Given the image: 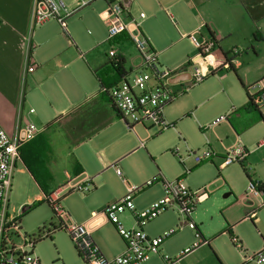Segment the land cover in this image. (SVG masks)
<instances>
[{
    "label": "rangeland",
    "instance_id": "obj_1",
    "mask_svg": "<svg viewBox=\"0 0 264 264\" xmlns=\"http://www.w3.org/2000/svg\"><path fill=\"white\" fill-rule=\"evenodd\" d=\"M64 1L63 14L71 12L66 20V22L68 21L67 29H69L71 27L69 21L72 18L80 17L82 12L85 9H90L91 6L83 8L89 0ZM229 6L230 13L244 19L246 12L242 6H234L233 3ZM95 7L93 6V8ZM102 9L104 8L90 12L89 17L84 19L83 26L87 35L85 36L86 42L89 43L91 39L97 37L101 39V46L94 53L99 55L98 57L102 60H106L109 57L111 44L107 40V24L99 14ZM249 9L252 11V8ZM50 20L51 22L55 21L59 27L61 26L56 18ZM173 39H176L175 43L171 42ZM166 43H169V46L163 50L160 49V53L153 48L159 53V61L164 68L176 69L198 54L195 43L190 39L182 38V33L172 32ZM232 48L234 49V47ZM235 49L239 51V55L233 59L240 61V65L236 67L238 71L250 68L253 64L252 69L256 64H264V51L259 57H254L252 51H250V55H246V48L235 47ZM82 50L84 53L87 52L86 47ZM125 52L129 65L134 69L130 79L135 82L137 72L143 63V56L132 43L128 44ZM231 55L234 56L233 53ZM249 101L248 92L241 86L235 71L223 68L216 74L210 75L184 90L165 106L164 115L171 123V126L166 129L153 126L151 121H147L146 124L130 121L127 124L123 118H119L104 135L107 140L113 143L109 150L114 151L122 144L131 143L135 137L138 144L149 145L152 153L139 149L122 160L113 161L112 166L103 172L104 184L102 186L96 182L97 189H94L91 183V189L88 192L81 190H74L70 194L63 192L62 195L66 193L68 195L62 199V205L73 220L81 223L86 212L90 209L101 211L108 204L122 199L128 191L122 178L116 173L117 166L137 190L134 203L139 210L146 209L162 198L167 199L165 184L168 182L180 179L192 190L207 187L209 196L196 205L190 214V219L205 234L211 235L215 232L219 234L217 242L228 248L227 251L236 253L238 257L236 262L256 264V262L245 263L244 252L233 245L230 236L226 233L228 225L232 224L235 233L244 240V244L251 253L264 249V240L262 239L264 236V206H262L264 196L261 197V200L255 198L258 203L255 214L257 210V214L263 219L262 223H257V226H254L250 218L246 216L245 207L240 202V198L247 191L251 181L242 165L248 168L253 181L264 182V147L258 148V142L264 137V121L260 119L259 109L264 114V107L251 105L252 110L248 111L246 104ZM232 111H234L233 122L240 132V140H237V135L227 120L222 121L214 128L210 126L218 118ZM64 122L65 119L61 121V124ZM35 123L39 127H43L47 122L41 123L35 120ZM134 124L136 127L130 128ZM59 130L57 127L53 129L54 132ZM238 142L246 149L245 161H235L225 168H221L220 165L227 153V148L237 146ZM60 143V138L54 140L55 145ZM207 151L212 153V157L197 162L196 157L203 156ZM149 181L154 183L148 186ZM37 189L30 173L22 160L19 159L14 169L13 186L9 194V217H20L19 223L22 231L37 238L33 251L43 263L83 264V259L70 234L62 228L53 207L46 200L36 208L25 211L24 205L32 204L37 200H32ZM229 192L231 194L226 196ZM118 217L127 230L139 228L132 212L125 211ZM188 219L181 212L178 203L175 202L162 214L147 221L143 227L145 232H149L152 229L159 230L165 224L173 222L172 228H176L178 231L166 239L161 246L164 247V254L175 258L172 256V251L168 249L169 246L177 245L190 237L197 238L194 244L199 242V237L195 236V229L186 225L189 222ZM180 223L183 225L179 226ZM172 228L170 227L169 230ZM49 232L53 235L50 236ZM92 237L97 245L103 249L109 248L111 252L124 244L113 223L102 226L93 233ZM155 256L159 258L158 254H153L141 264H151L155 260Z\"/></svg>",
    "mask_w": 264,
    "mask_h": 264
},
{
    "label": "crops",
    "instance_id": "obj_2",
    "mask_svg": "<svg viewBox=\"0 0 264 264\" xmlns=\"http://www.w3.org/2000/svg\"><path fill=\"white\" fill-rule=\"evenodd\" d=\"M59 1L65 2L64 0ZM112 1L114 0H89L83 8L89 5L91 8L85 9L80 17L72 18L69 21L71 27L67 31L60 26L61 30L59 25L51 20L30 31L33 0H0V126L12 135L16 131L19 120L21 123L27 120H34V122L37 120L41 123L47 122L46 124L57 120L46 129L43 126L42 132L34 140L22 146L20 150V159L38 187L32 200H43L47 194H51L64 185L70 178L74 181L88 179L94 189H97V184L99 186L104 184L103 172L112 166L113 161L122 160L139 149L152 153L149 145L138 144L135 137L131 143L120 144L121 146L116 147L114 151L109 150L113 143L104 135L119 118L108 96L96 98L98 99L96 104L101 111L99 120L107 122V125L86 141L70 145L66 133L59 126L61 121L66 120L67 116L81 104L100 96L101 85L96 74L98 69L106 65L102 73L104 72L107 76L114 75L112 67L108 65L111 60L109 54L106 60H102L94 53L101 46V39L97 37L91 39L89 43L86 42L85 36L87 35L83 26L84 19L96 9L104 8L99 11L103 17L105 9ZM231 3L244 8L245 20L230 13L228 9ZM123 5L125 22L133 27L131 21H137L142 34L149 39L152 48L158 52L169 46L166 42L172 32L182 33V38L189 39L186 34L199 31L200 37L216 40L217 45L211 58H216L219 63L231 59L237 73L236 76L246 90L250 84L264 78V64H256L252 69L253 64L250 68L238 71L236 67L240 65V61L233 59L239 54L233 57L231 55L232 47L246 48V55H250L252 51L254 57H259L264 51V0H123ZM93 6L96 7L93 8ZM249 8H252V11ZM140 12H145L146 16L141 18ZM29 34L31 35L32 61L36 68L24 74L26 38ZM108 41L111 44L110 50L115 49L124 57L125 68L130 71L128 75L130 79L134 69L129 65L125 49L129 43L133 44L131 38L124 33ZM175 41L176 39H173L171 42L175 43ZM83 46L87 48L86 53L82 50ZM193 58L198 60V54ZM203 68L205 69L206 65ZM184 80L174 83L173 89L177 92L184 90L188 86L187 82H183ZM22 91L24 95L21 100ZM30 109L34 111L30 112ZM251 110V108L248 109V111ZM259 111L260 115L264 116L261 109ZM233 113L234 111L227 114L229 115L227 121L235 131L237 140H240V132L232 119ZM134 126L135 124L130 128L133 129L136 127ZM55 127L60 130L54 132ZM56 138L61 139L60 144H54ZM250 175L252 180V174ZM124 185L126 187L125 183ZM42 186L48 190L47 193ZM68 194L63 195L62 199ZM230 194L231 192L226 196ZM262 196H264L263 191L248 199L245 192L240 198V202L245 207L246 216L250 218L254 226L262 223L263 220L262 216L257 214V210L255 217H250L258 204L255 198L261 200ZM262 206H264V201ZM97 212L100 223L92 228V236L96 230L111 223L106 219L102 210L95 211L94 209L86 212L81 223L89 221L95 223L93 216ZM143 226L139 228L144 230ZM172 226L173 222L167 223L159 230L152 229L146 233L150 237H157ZM229 226L232 227V235L240 240L248 253H251L244 244V240L235 233L233 225L229 224ZM195 232V236L199 237L200 245L190 254L172 264H239L236 262V258L238 259L236 253L227 251L228 248L217 242L219 234L215 232L207 235L198 226ZM227 234L232 241L231 234ZM196 239L190 237L177 245L169 246L168 249L172 251V256L176 257L182 250L193 245ZM262 239L264 240V236ZM251 243L248 244L254 246ZM98 246L110 261L124 252L126 248L125 242L113 252L109 248L103 249L100 245ZM160 250L159 258L155 256L151 264H166L163 258L164 247L161 246Z\"/></svg>",
    "mask_w": 264,
    "mask_h": 264
},
{
    "label": "built area",
    "instance_id": "obj_3",
    "mask_svg": "<svg viewBox=\"0 0 264 264\" xmlns=\"http://www.w3.org/2000/svg\"><path fill=\"white\" fill-rule=\"evenodd\" d=\"M64 7V4L59 0H33L30 31L52 18H56L62 28L67 30L66 19L71 15V12H67L64 15ZM124 11L123 0H114L105 9L103 17L108 27V40H113L119 35L127 33L142 54L143 63L141 69L137 72L135 82H132L129 77L123 78L120 82L107 89L109 96L112 104L121 113L127 124L130 121L142 124L151 121L153 126L166 129L171 126V123L167 121L164 115L165 106L194 84L204 80L218 70L229 68L230 61L226 59L219 63L216 58H211L217 45L216 40L200 37L198 35L199 31H193L186 34V37L197 46L199 59L195 60L192 58L178 69L164 68L159 61L158 53L152 48L149 39L140 31L137 21H131L133 27L125 22L123 19ZM145 16V12H140L141 18ZM26 42L24 74L32 72L36 68L31 56L30 34L27 36ZM232 53L237 55L239 51L232 49ZM109 56L115 61L121 55L117 50L111 49ZM204 65H206L205 69L203 68ZM181 73H188L190 77L183 81L187 82L188 86L184 90L177 92L173 89L174 83L171 80ZM247 92L253 105L257 107L264 106V78H260L250 84L247 87ZM23 95L22 91L21 100ZM33 111L34 109H30V112ZM224 120H227V115L221 116L210 126L215 127ZM42 130V127H39L32 120H27L24 123L19 120L16 131L12 135L0 126V264H45L33 251L37 238L24 233L17 217L10 218L8 214L9 194L13 186L14 169L20 159V150L22 146L34 140ZM263 147L264 137L258 142V148ZM245 150V147L240 142L237 143V146L227 149L220 167L225 168L235 161H245L247 156ZM211 157L212 153L207 151L203 156H197L196 161L202 162ZM116 172L123 178L128 193L122 199L108 204L102 212L106 219L116 226L126 244V248L124 252L115 256L111 261L102 253L92 237V228L100 223L98 212L94 213L93 216L95 223H90V221L79 223L72 219L70 213L61 204L63 192L69 193L74 190L88 192L91 189L90 181L88 179L74 181L73 178H70L64 185L48 196V201L51 203L55 215L59 218L62 228L70 234L79 255L83 259V264H110L111 262L113 264H141L153 254H159L161 244L178 231L176 228H172L160 236L150 237L142 228L127 230L118 217L119 214L125 211L132 212L138 225L143 226L147 221L159 216L177 202L181 212L189 218V222L186 225L196 229V224L190 219V214L198 203L209 196L207 187L192 190L180 179L168 182L165 184V190L168 194L167 199L162 198L146 209L139 210L134 203V196L137 190L129 183L118 166L116 167ZM153 183V181H149L148 186ZM261 191V183L251 180L246 191V197L249 199L252 195H259ZM250 217L254 218L255 212L250 214ZM182 225L181 223L180 226ZM49 235L51 236L52 233L49 232ZM197 235H199L198 232ZM232 241L237 248L245 253V263H264V249L259 252L248 253L236 236L232 237ZM199 245L200 241L182 250L175 258L164 254L165 263L172 264L182 259Z\"/></svg>",
    "mask_w": 264,
    "mask_h": 264
},
{
    "label": "trees",
    "instance_id": "obj_4",
    "mask_svg": "<svg viewBox=\"0 0 264 264\" xmlns=\"http://www.w3.org/2000/svg\"><path fill=\"white\" fill-rule=\"evenodd\" d=\"M229 61H230L229 69H233L236 73V70L233 67L231 59H229ZM108 65H110L113 69V73H114L113 76H107L104 72L102 73L106 65L96 71L97 77L101 85L100 96L95 97V99L92 98L81 104L77 109H75L72 113H70L69 116H67V119L65 120L64 123L59 124V126H61L60 128L66 133L67 139L69 140L70 145L72 146L86 141L87 139H89L91 136L96 134L98 131H100L107 125V122L99 120V115L101 114V111L96 104V101L98 100L96 98H102L108 96L111 101V98L109 96V91L107 89L120 82L123 78L128 77V75L130 74V71L126 70L125 68V59L122 56H119L118 59L115 61L111 59ZM213 74H216V72ZM251 105L253 104L251 101H249L246 104V108L247 109L251 108ZM113 107L115 108L114 105ZM115 110L117 111V117L122 118L121 113L116 108ZM260 119L264 121V116L260 115ZM227 120H229V115H227ZM56 121L57 120L46 124L44 126V129H46L49 125L54 124ZM242 166L247 176L251 179V175L249 173L248 168L244 165ZM42 188L44 189V191H46V193L48 192V190L44 186H42ZM261 189L264 192V182L261 183ZM71 192L72 191H70L69 193ZM48 196L49 194H47L43 200L34 201L32 204L26 205L24 207L25 211L27 212L31 209L36 208L44 200H46L51 205V203L48 201ZM17 220L20 222V217L19 218L17 217ZM226 232L231 234V238L233 237L232 227L229 226L226 229Z\"/></svg>",
    "mask_w": 264,
    "mask_h": 264
},
{
    "label": "water",
    "instance_id": "obj_5",
    "mask_svg": "<svg viewBox=\"0 0 264 264\" xmlns=\"http://www.w3.org/2000/svg\"><path fill=\"white\" fill-rule=\"evenodd\" d=\"M189 77V74L188 73H181L175 77L172 78L171 82L172 83H179L180 81L186 79Z\"/></svg>",
    "mask_w": 264,
    "mask_h": 264
},
{
    "label": "bare ground",
    "instance_id": "obj_6",
    "mask_svg": "<svg viewBox=\"0 0 264 264\" xmlns=\"http://www.w3.org/2000/svg\"><path fill=\"white\" fill-rule=\"evenodd\" d=\"M235 49V48H234Z\"/></svg>",
    "mask_w": 264,
    "mask_h": 264
}]
</instances>
